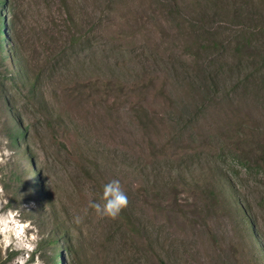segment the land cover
Returning <instances> with one entry per match:
<instances>
[{
	"label": "rangeland",
	"instance_id": "1",
	"mask_svg": "<svg viewBox=\"0 0 264 264\" xmlns=\"http://www.w3.org/2000/svg\"><path fill=\"white\" fill-rule=\"evenodd\" d=\"M7 1L0 263L264 264V0Z\"/></svg>",
	"mask_w": 264,
	"mask_h": 264
},
{
	"label": "clouds",
	"instance_id": "2",
	"mask_svg": "<svg viewBox=\"0 0 264 264\" xmlns=\"http://www.w3.org/2000/svg\"><path fill=\"white\" fill-rule=\"evenodd\" d=\"M4 163V161H0ZM129 200L122 188L119 179H113L102 186V193L99 201H92L89 207L94 210L98 218H109L115 220L120 213L128 206ZM76 223L81 222V217H76Z\"/></svg>",
	"mask_w": 264,
	"mask_h": 264
},
{
	"label": "trees",
	"instance_id": "3",
	"mask_svg": "<svg viewBox=\"0 0 264 264\" xmlns=\"http://www.w3.org/2000/svg\"><path fill=\"white\" fill-rule=\"evenodd\" d=\"M0 6L3 7V12L7 13L8 12V8H9V5H8V1L7 0H0ZM7 28H8V19L5 17V19H3L0 23V53L2 52L3 50V39L5 40V37L8 36V35H5L4 37L2 36V33H5V31H7ZM25 129H23L20 125L18 124H15L12 131H11V134L9 135V138L10 140L13 142V143H16V144H19L20 143V140L21 138L24 137L25 135ZM30 162L32 163L33 160L32 158L30 157ZM57 240V235H54L52 238H51V241L52 242H55ZM55 249H57L59 251V255H60V260L59 262H55V264H64V255H65V252L63 250V246L61 245H58V246H55ZM0 264H6V261L4 262H1Z\"/></svg>",
	"mask_w": 264,
	"mask_h": 264
}]
</instances>
